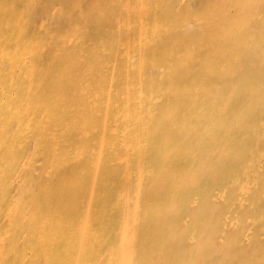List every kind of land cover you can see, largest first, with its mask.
Returning <instances> with one entry per match:
<instances>
[{
    "label": "bare ground",
    "instance_id": "bare-ground-1",
    "mask_svg": "<svg viewBox=\"0 0 264 264\" xmlns=\"http://www.w3.org/2000/svg\"><path fill=\"white\" fill-rule=\"evenodd\" d=\"M44 1L0 0V264H264V0Z\"/></svg>",
    "mask_w": 264,
    "mask_h": 264
},
{
    "label": "rangeland",
    "instance_id": "rangeland-1",
    "mask_svg": "<svg viewBox=\"0 0 264 264\" xmlns=\"http://www.w3.org/2000/svg\"><path fill=\"white\" fill-rule=\"evenodd\" d=\"M90 1H92V0H90ZM199 1H201V0H199ZM213 1H215V0H211L212 3H213ZM216 2L219 3V0H216ZM43 3H45L44 0H36V2L34 4V9H33V12H32L33 15H39L40 13L43 12L42 11V4ZM36 9H38V10H36ZM34 13H36V14H34ZM37 13H39V14H37Z\"/></svg>",
    "mask_w": 264,
    "mask_h": 264
}]
</instances>
